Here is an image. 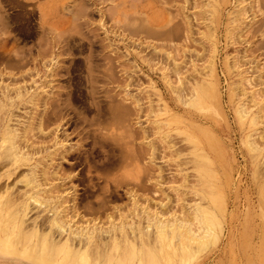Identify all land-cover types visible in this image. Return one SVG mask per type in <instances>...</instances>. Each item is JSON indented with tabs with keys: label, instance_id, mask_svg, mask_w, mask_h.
<instances>
[{
	"label": "rangeland",
	"instance_id": "obj_1",
	"mask_svg": "<svg viewBox=\"0 0 264 264\" xmlns=\"http://www.w3.org/2000/svg\"><path fill=\"white\" fill-rule=\"evenodd\" d=\"M251 1L0 0V134L4 119L12 127L29 121L36 133L35 120L44 115L50 135L35 142L59 154L43 164L64 171L50 184L59 187L53 196L69 201L67 231H52L54 243L85 251L90 264H136L131 248L142 256L146 243L159 247L149 227L155 213L162 222L179 221L183 232L204 234L191 214L207 204L182 133L189 131L214 139L205 146L213 175L208 184L224 206L221 229L191 264H264V38L253 31L261 17L250 12ZM199 87L207 101L194 107ZM239 104L248 110L243 123ZM0 165L5 197L13 177ZM17 189L23 192L21 184ZM49 215L28 210L24 232ZM89 231L91 242L84 235ZM168 238L164 248L178 264L172 251L180 239ZM2 247L0 264H40Z\"/></svg>",
	"mask_w": 264,
	"mask_h": 264
},
{
	"label": "bare ground",
	"instance_id": "obj_2",
	"mask_svg": "<svg viewBox=\"0 0 264 264\" xmlns=\"http://www.w3.org/2000/svg\"><path fill=\"white\" fill-rule=\"evenodd\" d=\"M262 1L263 0H257V1L253 0V2L251 1L250 2V5H251L250 12L253 15H257L256 13H258V16L261 17L260 18V22L258 21L259 25H260L259 26L260 28L255 27L256 23H258V22H256L255 25H254L253 31L257 29L260 33L258 31H256V34L258 32V34H261V38H264V9H263L264 8V4H262V3H264V1L263 2ZM245 2H246V0H245ZM252 3L254 4V6H252ZM194 5H195V2H194ZM129 9H133V8H129ZM121 15H122V13H121ZM244 15H245V13H244ZM130 17H131V14H130ZM135 18H137V17H135ZM174 18H176V17H174ZM133 20H135V19H133ZM139 20H140V18L138 19V21ZM138 24H139V22H138ZM141 24H142V22H141ZM257 26H258V24H257ZM71 31H72V29H71ZM260 42H262V44H263V48H262V50H263L264 49V39H263V41L262 40L259 41V43ZM257 50H259V49H257ZM252 53H253V51H252ZM260 78H261V76L259 77V79ZM210 84L211 83H209V85ZM202 85H204V84H202ZM256 87H258V86H256ZM15 89H17V88H15ZM211 89H212V86L210 88H208V91H211ZM191 93H193V92H191ZM204 93L205 92L202 91L200 87L198 89H194V93L192 95L193 96V100L191 102L192 106H194V107H197V106L201 107L202 105L204 106V103H205V100H206L205 99L206 93H205V95H204ZM258 93H259V91H258ZM209 94H210V92H209ZM255 97H256V95H255ZM258 97L259 96H257V99H258ZM7 98L8 97H6V99ZM253 98L254 97H252V99ZM34 99H36V98H34ZM32 101H34V100H32ZM0 102H1V100H0ZM7 104H8V102H7ZM33 105H35V104H33ZM245 105L248 107V109H252V108H249V106L247 104H245ZM243 107H244L243 104H239L238 108L236 109V115L238 117L239 122H241V123H243L245 121V119L247 118V116H248V112H247L248 110L244 109ZM262 108L263 107H261V109ZM22 110H23V108H22ZM117 110H118V108H117ZM120 111H124V110H120ZM262 111H263V109H262ZM53 113L55 114V112H53ZM110 114H112V113H110ZM262 114H264V113H262ZM43 116H41L39 119L35 120V121L38 120L37 124H36L37 125L36 126V131H37L36 133H33L35 131V128L33 127L34 128L33 129L31 127L32 124L29 121H28L29 124L27 126L25 124V126L22 125V127L18 126V125L12 127V125L9 124L10 120L9 119H4L5 120L4 121V127L1 130V134H0V162H2L4 167L7 168L6 169V172H7L6 177L7 178L13 177V178H11L12 179L11 182H10L11 184L9 185V183H6L8 185H6L7 187L5 188V190H3V194L5 193L7 196H5V197H3V195L0 196V246H3L2 250L5 251L8 254H16V255L22 257L23 259H26V260H29V261H33V262H36V263H40V264H47V263H52V264H90L89 258L87 256L88 254L86 255L85 251H81L79 249L73 250L74 247L72 248L71 246H68L65 242L63 244H61V246H60V245H58V243H54L53 238L51 237V232L52 231L57 232L59 236L63 235L67 231L65 229V227H66L64 225L65 223L63 221L64 208H66L64 206V203H66L67 200L64 199L65 201H63L62 197L53 196L54 192H59V190H58L59 187L57 186L58 184L57 185L50 184V183H52L50 181H53V180L54 181L55 180L56 181L57 180L61 181V176L63 175L64 171L60 170L62 172V175H61V174H59L60 172L57 169L53 168L51 170V165L53 166V164H51L50 167L47 166L49 164L48 162H47L48 163L47 165L43 164V163H45V161H48L51 158L53 159L52 155L55 157L54 154L55 153L57 154V152L55 151V153H52V152L49 151V149L47 147H42L41 146L42 142L41 143L37 142V141L35 142V139L38 137L37 135H39V137H42V138H44L47 135L48 136L50 135V134H48L49 132L48 133L45 132L44 128H46V127H43V125L45 123L44 122L45 118H43ZM118 117H121V116L118 115L117 118ZM18 118H22V117L18 116ZM29 119L32 120L31 118H29ZM23 120H24V118H23ZM255 120H256V118H255ZM255 120H254V122L256 123L257 121H255ZM11 121H13V120H11ZM16 122L19 124L22 121H16ZM32 122H34V120ZM108 124H109V122H108ZM182 133L184 134L185 139L191 144L193 159L198 163L196 171H197V175H198V178L200 180V183L202 184V185H200L201 186L200 194L202 195V200L203 201L205 200L206 204H207V206L203 207L202 204H204V203L203 202H202V204L199 203L200 205L194 206L195 207V209H193L194 212L191 213V214H193V219L195 217L194 220H197L199 225L203 229V233L204 234H198L197 233L198 236H196V235H193L191 233V231L188 230V229H186L183 232V230H181V229L184 226H181L179 221L176 222V220H175L174 222H171V223L165 222V221L162 222V219L158 218L159 214L155 213L154 214V218L152 219L154 222L149 227L153 228L154 233L152 234V236H153L152 240H154L153 242H155V244L157 246L159 245V247L156 248V249H153V247L146 248L147 247L146 246L147 243H146L145 246H144L145 249H146L145 250L146 252H142V253H144L142 256H138V254L134 252L133 248H131L129 257H130V259L134 258L135 256L138 257V261L136 262V264H177L173 260V256H171V253H169V252L166 253V250L164 248L165 246L169 247V245H170V244L168 245V242H167V241H169L168 237L170 235H172V238H177L178 237L180 239V242H178L180 244L179 249L172 251V255H176L178 253L177 255H178L179 260H180V263H178V264H191L192 260L196 256V252H199V250H201L204 247V245L206 244L205 241L206 240L209 241V238L216 234V231H214V229L215 228H218V230H219V228L221 229V221H220L219 214H222L223 213V209H224V206H223V203H222L223 202L222 201V196L220 195L219 191L218 192L214 191L213 188H211L212 186L210 185L211 186L210 187L209 184H208L209 181L213 178V175H212L211 171L208 170V167H209V164H210V159H209V157L207 155V152L205 150V146L206 145L210 146V144H212L211 142L214 139L208 133H202V135L191 133L189 131H184ZM53 135H54V133H53ZM39 137H38V139H39ZM250 137H251V135L249 137H247L248 140H250L249 139ZM47 140H49V139L47 138ZM250 144H251L250 141H248V145H250ZM78 150H80V149H78ZM57 155H59V154H57ZM68 156L70 157L71 155L69 154ZM74 156H76V154ZM63 157L66 158L65 156H63ZM130 157H131V155H130ZM131 158H134V157L132 156ZM124 159H125V157H124ZM121 160H123V159H121ZM129 160H130V158H129ZM131 163H132V161H131ZM137 163H138V161H137ZM72 164H77V162L72 163ZM119 164H120V162H119ZM1 166L2 165H0V167ZM193 180H195V179H193ZM3 182H4V180H3ZM17 184H21V189L23 191L21 194H20L19 190L17 189ZM198 186H199V184H198ZM0 187L2 188L3 186L0 185ZM15 187H16V190H13ZM0 190H2V189H0ZM202 190L205 191V192L203 191L205 194L203 192H201ZM16 191H18L17 193H19V194L16 195V198H14L15 196L11 197L12 195H15ZM55 194H57V193H55ZM263 200H264V194H263ZM196 201H197V199H196ZM67 202H69V201H67ZM67 204L68 203H66V205ZM211 205H214L215 207H217V210H218L217 214H216L215 211H213L214 209L213 210L211 209ZM78 206H76L74 204L70 208H71V210H73V209H75V207L78 208ZM181 207H183V206H181ZM32 209H36V210H40L41 209L43 211H47L51 215H49L48 217L44 218L40 224L37 223V222H34V229L31 232L26 233V232H24L25 221H26L25 218H26L28 210H32ZM152 220H150V221H152ZM167 221H169V220L167 219ZM182 222H184V224L186 223L185 221H182ZM39 228H41V229L45 228L46 230H48V233H46V235H41V232H39V230H38ZM189 228H190V226H189ZM45 229H44V231H45ZM218 232H220V231H218ZM84 235H85L86 241H88V242H91L93 240V238H94V234L92 232L90 233V231L87 232V233H84ZM127 237H129V236H127ZM137 238L141 239V234ZM61 240L62 239H60V241ZM143 240H145V239H143ZM176 241H179V240H176ZM21 242H23V244L21 245V247H19V244H21ZM143 243H145V242H143ZM152 244H154V243H152ZM125 247L127 248V246H125ZM194 250H195V252H194ZM142 251H144V250H142ZM121 253H122V251L120 252V254ZM111 255L108 256L109 259L111 258ZM106 256H107V253H106ZM112 257H114V256H112ZM110 260H112V259H110ZM109 261H108V264H109ZM119 262L121 263L122 261H119ZM116 264H119V263L117 262ZM126 264H129V263L126 262Z\"/></svg>",
	"mask_w": 264,
	"mask_h": 264
}]
</instances>
